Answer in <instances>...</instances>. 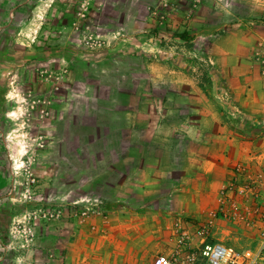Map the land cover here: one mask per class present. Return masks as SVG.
<instances>
[{
	"label": "rangeland",
	"instance_id": "obj_1",
	"mask_svg": "<svg viewBox=\"0 0 264 264\" xmlns=\"http://www.w3.org/2000/svg\"><path fill=\"white\" fill-rule=\"evenodd\" d=\"M6 4L0 264H152L167 233L177 264L262 242L264 120L232 90L264 81V40L251 84L223 70L264 0Z\"/></svg>",
	"mask_w": 264,
	"mask_h": 264
},
{
	"label": "crops",
	"instance_id": "obj_2",
	"mask_svg": "<svg viewBox=\"0 0 264 264\" xmlns=\"http://www.w3.org/2000/svg\"><path fill=\"white\" fill-rule=\"evenodd\" d=\"M7 2L6 8L17 4L21 1L24 7L18 10H28L30 9L25 3L27 0H5ZM5 8V9H6ZM0 9H3L0 7ZM39 8L33 10L32 15L38 14ZM231 19V18H229ZM229 21V20H228ZM258 21L253 20L251 17H247L245 20V27L240 31H236L229 34L226 38V52L228 54L227 59L229 60V66L224 69L225 76L231 80L236 79L243 84L250 83V65L248 62V57L250 53L264 40V21L260 25L255 23ZM220 45V43H218ZM238 45V47H236ZM214 58L217 60V50L216 54L214 52ZM213 77H215L213 75ZM228 82V83H229ZM215 86V84H214ZM234 93V100L239 105L238 108H246L255 112L256 116L264 120V81H261L258 85H251L247 89V92L239 93L238 90H232ZM152 223V222H151ZM149 232H153V228L148 227ZM166 244L163 245L162 253L168 256L173 255V243L169 234L165 235Z\"/></svg>",
	"mask_w": 264,
	"mask_h": 264
},
{
	"label": "built area",
	"instance_id": "obj_3",
	"mask_svg": "<svg viewBox=\"0 0 264 264\" xmlns=\"http://www.w3.org/2000/svg\"><path fill=\"white\" fill-rule=\"evenodd\" d=\"M191 257L188 264H259L264 258V238L258 246L248 248L206 243L201 253L193 252ZM152 264L177 263L172 257L159 255Z\"/></svg>",
	"mask_w": 264,
	"mask_h": 264
}]
</instances>
